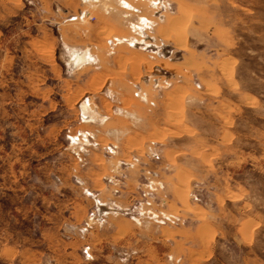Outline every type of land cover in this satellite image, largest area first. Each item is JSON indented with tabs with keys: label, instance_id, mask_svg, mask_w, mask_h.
Wrapping results in <instances>:
<instances>
[{
	"label": "rangeland",
	"instance_id": "374dc122",
	"mask_svg": "<svg viewBox=\"0 0 264 264\" xmlns=\"http://www.w3.org/2000/svg\"><path fill=\"white\" fill-rule=\"evenodd\" d=\"M88 1L0 0V264H264V0Z\"/></svg>",
	"mask_w": 264,
	"mask_h": 264
},
{
	"label": "bare ground",
	"instance_id": "6f19581e",
	"mask_svg": "<svg viewBox=\"0 0 264 264\" xmlns=\"http://www.w3.org/2000/svg\"><path fill=\"white\" fill-rule=\"evenodd\" d=\"M88 1V0H87ZM90 1V0H89ZM88 1V2H89ZM93 1V0H92ZM122 3H124L123 1H122ZM86 9V8H85ZM88 14V13H87ZM178 22H179V20H178ZM177 22V23H178ZM177 23H176V25H177ZM180 23V22H179ZM178 23V24H179ZM179 31H181V30H179ZM174 33H176V32H174ZM181 33V32H180ZM183 33V32H182ZM176 34H178V33H176ZM183 35V34H182ZM176 37H178V35L176 36ZM181 37V36H180ZM119 42V41H118ZM145 47V46H144ZM69 56H68V58H67V60H68V63H69V66L70 67H72L74 70H78V69H80L83 65H84V63H87V62H91V59H90V57L88 56V53H87V51H84L83 50V52L82 51H71L69 54H68ZM135 68V67H134ZM135 72V71H134ZM84 108H86V105H84L83 106ZM86 110H87V108H86Z\"/></svg>",
	"mask_w": 264,
	"mask_h": 264
},
{
	"label": "crops",
	"instance_id": "0c3cea01",
	"mask_svg": "<svg viewBox=\"0 0 264 264\" xmlns=\"http://www.w3.org/2000/svg\"><path fill=\"white\" fill-rule=\"evenodd\" d=\"M77 51V49H73L71 51ZM70 51V52H71ZM78 51H81V50H78ZM87 51V50H86ZM69 52V53H70ZM88 53V56L90 57L91 59V62H92V56L91 54L87 51ZM91 62H87V63H84V65L81 67L82 69L86 66H88L89 64H91ZM69 64V63H68ZM72 68V67H71ZM80 68V69H81ZM79 69V70H80ZM81 69V70H82ZM86 105V108H84L83 106ZM80 109H81V113L83 114V118H87V119H97L98 117H100L98 114L99 112L97 111L96 107L93 108L92 104H91V98L90 97H87V98H84L82 102H80ZM95 109V110H94ZM74 139V138H73ZM74 141V140H73Z\"/></svg>",
	"mask_w": 264,
	"mask_h": 264
},
{
	"label": "water",
	"instance_id": "95a60500",
	"mask_svg": "<svg viewBox=\"0 0 264 264\" xmlns=\"http://www.w3.org/2000/svg\"><path fill=\"white\" fill-rule=\"evenodd\" d=\"M82 15H80V17H81ZM74 17H72L71 19H73ZM82 117V116H81ZM84 119V118H83ZM82 119V120H83ZM70 141H73L72 140V138L71 139H69ZM88 195H89V197L94 201V203H95V208H94V210L97 212V214L100 216V214L101 213H103V212H99V209H101V210H103L102 208V205L99 203V201H98V199H97V197L96 196H94V194H92V193H88ZM104 211V210H103Z\"/></svg>",
	"mask_w": 264,
	"mask_h": 264
},
{
	"label": "flooded vegetation",
	"instance_id": "af4514ba",
	"mask_svg": "<svg viewBox=\"0 0 264 264\" xmlns=\"http://www.w3.org/2000/svg\"><path fill=\"white\" fill-rule=\"evenodd\" d=\"M108 44H109V42H108Z\"/></svg>",
	"mask_w": 264,
	"mask_h": 264
}]
</instances>
